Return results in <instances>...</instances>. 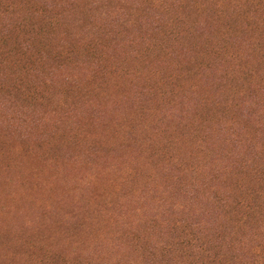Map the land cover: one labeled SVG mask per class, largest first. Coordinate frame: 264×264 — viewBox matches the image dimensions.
<instances>
[{
	"label": "rangeland",
	"instance_id": "obj_1",
	"mask_svg": "<svg viewBox=\"0 0 264 264\" xmlns=\"http://www.w3.org/2000/svg\"><path fill=\"white\" fill-rule=\"evenodd\" d=\"M0 264H264V0H0Z\"/></svg>",
	"mask_w": 264,
	"mask_h": 264
}]
</instances>
